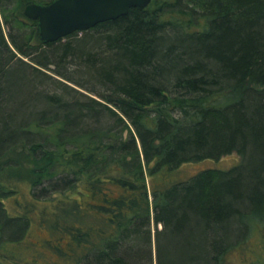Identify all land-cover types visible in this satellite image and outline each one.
<instances>
[{
  "label": "trees",
  "instance_id": "trees-1",
  "mask_svg": "<svg viewBox=\"0 0 264 264\" xmlns=\"http://www.w3.org/2000/svg\"><path fill=\"white\" fill-rule=\"evenodd\" d=\"M50 1L0 0V264H234L264 233V0H151L43 43L23 8Z\"/></svg>",
  "mask_w": 264,
  "mask_h": 264
},
{
  "label": "water",
  "instance_id": "water-1",
  "mask_svg": "<svg viewBox=\"0 0 264 264\" xmlns=\"http://www.w3.org/2000/svg\"><path fill=\"white\" fill-rule=\"evenodd\" d=\"M151 0H52L29 3L23 15L36 20L41 42H54L74 31L87 30L98 23L114 20L130 8H145Z\"/></svg>",
  "mask_w": 264,
  "mask_h": 264
},
{
  "label": "rangeland",
  "instance_id": "rangeland-1",
  "mask_svg": "<svg viewBox=\"0 0 264 264\" xmlns=\"http://www.w3.org/2000/svg\"><path fill=\"white\" fill-rule=\"evenodd\" d=\"M14 5V4H13ZM11 8V7H10ZM7 14H10L11 9L6 10ZM0 22L3 26V31L4 33L7 32V26L6 24L3 23V15L2 11L0 10ZM53 67V66H52ZM81 67V66H79ZM67 68L71 71L77 69V67H68ZM79 69V68H78ZM45 73L55 77L59 78L55 74L51 73L49 70L44 69ZM72 87L78 89L79 91H82L83 93H87L85 90L75 87L71 85ZM49 87V84L46 82H43V85L38 87L39 90L44 91H51ZM32 91L30 88L28 89ZM35 92V90H34ZM97 100H100L97 96L91 95ZM32 106V105H31ZM34 110V109H33ZM36 110V108H35ZM239 157L236 154H231L228 156H223L218 160H211V159H206L205 161H201L198 163H190L184 165L178 173L175 174V178L178 180H185L188 179L190 176L195 174L196 172L200 171L202 168H217V169H228L231 166L239 164ZM198 170V171H197ZM196 171V172H195ZM186 177V178H185ZM45 233H41L39 235L40 238L45 237ZM242 247H244L242 249ZM238 251L235 253H232V262L234 264H264V233L260 234L258 231H253L251 234L249 240H247V243H243L242 245L240 244L238 247Z\"/></svg>",
  "mask_w": 264,
  "mask_h": 264
}]
</instances>
